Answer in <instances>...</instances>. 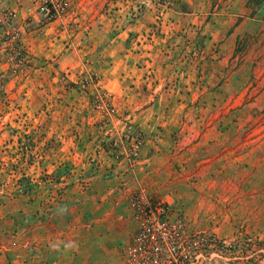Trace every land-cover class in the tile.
<instances>
[{"label":"rangeland","instance_id":"374dc122","mask_svg":"<svg viewBox=\"0 0 264 264\" xmlns=\"http://www.w3.org/2000/svg\"><path fill=\"white\" fill-rule=\"evenodd\" d=\"M0 0V264H264V0Z\"/></svg>","mask_w":264,"mask_h":264},{"label":"built area","instance_id":"2783aa9c","mask_svg":"<svg viewBox=\"0 0 264 264\" xmlns=\"http://www.w3.org/2000/svg\"><path fill=\"white\" fill-rule=\"evenodd\" d=\"M32 3V18L37 22L54 23L73 15L81 0H32Z\"/></svg>","mask_w":264,"mask_h":264}]
</instances>
